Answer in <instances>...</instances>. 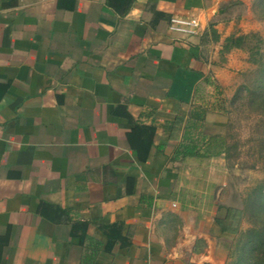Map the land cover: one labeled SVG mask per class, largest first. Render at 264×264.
I'll use <instances>...</instances> for the list:
<instances>
[{
    "label": "crops",
    "instance_id": "0c3cea01",
    "mask_svg": "<svg viewBox=\"0 0 264 264\" xmlns=\"http://www.w3.org/2000/svg\"><path fill=\"white\" fill-rule=\"evenodd\" d=\"M254 1L0 0V264H227L196 176Z\"/></svg>",
    "mask_w": 264,
    "mask_h": 264
},
{
    "label": "rangeland",
    "instance_id": "374dc122",
    "mask_svg": "<svg viewBox=\"0 0 264 264\" xmlns=\"http://www.w3.org/2000/svg\"><path fill=\"white\" fill-rule=\"evenodd\" d=\"M248 11L245 28L251 36L246 44L252 48L241 51L244 66L229 76L223 101L226 130L223 126L216 128L219 133L226 131L225 160L215 161L218 166L209 170H198L196 176L197 193L208 196V202L203 198L196 202L198 208L210 212L216 206L229 209L226 222L232 232L226 244L227 264H239L235 255L247 243L239 239L242 233L254 226L260 231L264 227V202H247L252 199L254 203L264 190V0L252 2ZM258 247L254 245L250 255Z\"/></svg>",
    "mask_w": 264,
    "mask_h": 264
},
{
    "label": "trees",
    "instance_id": "16d2710c",
    "mask_svg": "<svg viewBox=\"0 0 264 264\" xmlns=\"http://www.w3.org/2000/svg\"><path fill=\"white\" fill-rule=\"evenodd\" d=\"M254 34L252 36L256 35ZM250 36H251L250 34H242L237 37L235 36L227 37L224 46L226 49H230L232 47H243L246 49L248 48L250 50L252 47L246 44V39L249 38ZM224 149L226 152L227 147L225 146ZM186 153L187 151H185V154ZM260 187L262 189V185ZM262 196H264V190L263 192L260 193V196L257 197L258 200H255L254 203L252 199H249L247 202L248 203L250 202L251 205L253 204L256 205V202L259 201V203H257L259 205L261 204V202L262 203L264 202V199H262ZM217 208L219 211L224 209L225 213H224V216H221V214L218 213L216 217V222L221 224V227L223 230H225L228 227L229 232H232L230 230V226H229L230 224L226 222V219L229 216V209L227 207L224 208V207H219V206ZM256 227L257 226L248 228L239 237V239L242 238V241L243 239H245L247 242L246 244H243V248H241L242 250H240V253L238 255H235L237 258V262L239 264H264V227L262 231H260V229H257ZM254 245H259V247L257 249H253L250 255V249L253 248ZM261 247L263 248L260 249ZM247 260H249L248 263H246Z\"/></svg>",
    "mask_w": 264,
    "mask_h": 264
},
{
    "label": "built area",
    "instance_id": "2783aa9c",
    "mask_svg": "<svg viewBox=\"0 0 264 264\" xmlns=\"http://www.w3.org/2000/svg\"><path fill=\"white\" fill-rule=\"evenodd\" d=\"M169 28L174 32L191 37L200 33L201 23L198 17L194 14H174L169 20Z\"/></svg>",
    "mask_w": 264,
    "mask_h": 264
}]
</instances>
